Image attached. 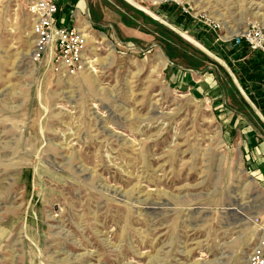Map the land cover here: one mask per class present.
Wrapping results in <instances>:
<instances>
[{"label": "rangeland", "instance_id": "1", "mask_svg": "<svg viewBox=\"0 0 264 264\" xmlns=\"http://www.w3.org/2000/svg\"><path fill=\"white\" fill-rule=\"evenodd\" d=\"M33 2L0 0V264H246L264 230L255 85L227 123L228 102L165 74L206 60L240 85L254 52L216 38L263 22L264 0H82L66 23L57 5L80 44L67 67L56 39L31 52ZM179 3L220 30L194 34Z\"/></svg>", "mask_w": 264, "mask_h": 264}, {"label": "crops", "instance_id": "2", "mask_svg": "<svg viewBox=\"0 0 264 264\" xmlns=\"http://www.w3.org/2000/svg\"><path fill=\"white\" fill-rule=\"evenodd\" d=\"M57 1L58 2H56V5H58V7L63 11V13H59V15L57 16L60 23H66L68 21V18H70L68 14L66 16L67 10L72 12L73 10L75 12H77V10L80 11L82 0ZM76 16L78 18L80 16V13H77ZM190 25L191 27L189 30H192L194 34L202 30L201 27L196 25L192 20ZM224 49H227V44L224 45ZM222 53L225 57L227 55H234V53H232L231 51L226 52L222 50ZM204 55L211 59L209 56H207V54L204 53ZM168 62L170 64V67L167 68L165 76L167 77L169 82H171L176 87L183 86L187 89H194L199 93L207 92L211 100L214 101V107H221L222 105H224V107H227L228 104L230 105V107H227V111L229 112V120H227V123H235L237 120H240L239 116H241L242 114L234 111L231 108V103L233 105L238 102L242 104V101L240 99H244L243 96L245 95V93L241 86L238 84L234 75L231 73L229 67L224 68L220 64L207 66L206 64H208V61L206 62L205 60L203 62V66L200 69H197L198 71H195L193 69L187 70L184 68L185 66L182 67L181 65L171 63L170 60H168ZM172 62H174V60ZM232 65L234 67L233 62ZM226 102H228V104H226ZM244 133L245 134L243 136V142L245 145L243 152L245 155V161L248 166L254 171V173L258 175V178L264 179V131L262 130V134H259V132H251V136L249 132ZM242 140L243 139L241 138V143Z\"/></svg>", "mask_w": 264, "mask_h": 264}, {"label": "built area", "instance_id": "3", "mask_svg": "<svg viewBox=\"0 0 264 264\" xmlns=\"http://www.w3.org/2000/svg\"><path fill=\"white\" fill-rule=\"evenodd\" d=\"M177 5L180 6L181 13L191 17L196 25L204 26L207 32L215 33L216 30H220L219 22L205 15H192V8L189 6L185 7L183 3ZM30 12L34 18L33 30L38 37L37 42L40 47L50 43L53 39L58 40L62 53L61 61L66 67L73 62L72 56L74 54L79 57L80 44L71 41L65 30L62 28L58 29L54 25V15L57 12L55 0H34L30 7ZM216 41L231 42L235 47L245 44L248 50L259 52L264 57V21L261 23H249L245 29L232 36L229 40L217 36ZM246 264H264V230L263 237L258 238L255 245L252 246L247 256Z\"/></svg>", "mask_w": 264, "mask_h": 264}, {"label": "trees", "instance_id": "4", "mask_svg": "<svg viewBox=\"0 0 264 264\" xmlns=\"http://www.w3.org/2000/svg\"><path fill=\"white\" fill-rule=\"evenodd\" d=\"M239 47H242L243 50H247V46L245 44L240 45ZM244 51V52H245ZM243 52V53H244ZM255 56L253 58H250L245 64H248L246 67H242L240 69L241 73L238 76V80L240 83L241 88L244 91H247V87L245 85V82L251 81L255 85L254 89L258 93L259 101L258 99L255 100V97L251 98L252 101H255V104H257L258 109L260 110L261 114L264 117V88L261 89V87H264V57L259 52H254ZM235 75H238L237 72H233Z\"/></svg>", "mask_w": 264, "mask_h": 264}, {"label": "bare ground", "instance_id": "5", "mask_svg": "<svg viewBox=\"0 0 264 264\" xmlns=\"http://www.w3.org/2000/svg\"><path fill=\"white\" fill-rule=\"evenodd\" d=\"M32 43H33V42H32ZM32 43H30V44H32ZM34 44H35V43H33L32 45H33V47H36V49L32 50L31 52H32L33 54H35L34 56H36V53H37L38 50H39L38 47H39L40 45L38 44V42H37L35 45H34ZM32 56H33V55H32ZM86 64H89V63H85V65H86ZM145 208H146V210H147V209H150L148 206H146ZM259 232L262 233V235L258 237V238L260 239V238L263 237V230L260 229ZM258 235H259V233H258ZM258 238H257V239H258Z\"/></svg>", "mask_w": 264, "mask_h": 264}]
</instances>
